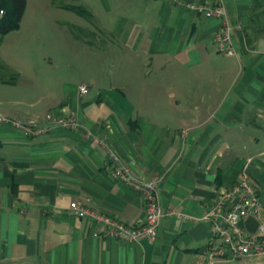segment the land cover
I'll list each match as a JSON object with an SVG mask.
<instances>
[{"label":"crops","instance_id":"crops-1","mask_svg":"<svg viewBox=\"0 0 264 264\" xmlns=\"http://www.w3.org/2000/svg\"><path fill=\"white\" fill-rule=\"evenodd\" d=\"M41 1L56 41L74 49V34L87 36L90 71L77 85L29 77L23 99L12 91L23 71L0 56V74L10 69L0 75V264H208L200 216L244 168L257 188L264 179V0L224 1L232 57L211 41L218 21L185 7L211 0ZM60 111L81 128H50L44 115ZM13 120L48 128L25 136ZM98 139L144 179L163 174L159 203L174 214L154 239L99 237L68 207L132 226L143 218L142 197L110 176Z\"/></svg>","mask_w":264,"mask_h":264},{"label":"built area","instance_id":"built-area-1","mask_svg":"<svg viewBox=\"0 0 264 264\" xmlns=\"http://www.w3.org/2000/svg\"><path fill=\"white\" fill-rule=\"evenodd\" d=\"M225 0H211L210 3L187 2L185 7L189 12L200 14L203 19L213 18L218 21L220 27L213 34L212 42L215 50L227 56L235 55L232 44L231 24L224 8ZM0 10V14H1ZM79 93H85L87 88L84 84L78 86ZM2 121H7L3 117ZM44 120L50 128L56 127L63 131L81 128L73 114L46 113ZM14 127L22 130L25 136L40 135L47 131L48 126H37L19 120L11 122ZM186 133V130H184ZM86 136H92L89 131L84 132ZM98 144L105 151V159L110 176L118 183L129 187L142 197L145 213L137 225L132 226L121 222L113 215H105L101 212H93L78 202H70L68 207L78 213L79 217H89L95 225L100 227L97 235L102 238L119 239L128 243H136L140 239H154L160 221L167 215H173L171 210L163 209L159 203L158 190L161 186L163 174L144 179L132 170L127 163L116 153L103 139H98ZM261 192L249 180L245 168L238 173L233 184L216 192L212 204L200 216V221L206 223L209 232V241L206 247L208 264L228 263L231 261H242L247 258L264 255V223L260 219Z\"/></svg>","mask_w":264,"mask_h":264},{"label":"rangeland","instance_id":"rangeland-1","mask_svg":"<svg viewBox=\"0 0 264 264\" xmlns=\"http://www.w3.org/2000/svg\"><path fill=\"white\" fill-rule=\"evenodd\" d=\"M40 1L25 0L26 6L22 12L19 33H11L10 31L9 35H5L0 41L1 59L6 60L4 62H8V64L6 63L8 66L11 67L14 65L24 73L20 78H17V87L12 89L17 96L21 95L20 97L23 99L22 94H24L28 86L25 82L27 81L29 83V80L31 81L29 77L35 76L36 78L37 74L43 77V75L48 73V75L59 76L62 80H69L77 85L80 81L79 79L82 80L85 76H89L88 73L90 71L88 67L89 55L85 46V43L87 44L85 42L87 36L83 33L76 32L74 34V49H69V46L64 43V40L60 41L58 39L56 41V30H53L50 26L52 25L49 23L50 18L46 21L43 15L40 16V4L43 3ZM52 18L56 19L57 17ZM70 18L80 20L81 22L83 20V18L80 19L77 16ZM44 25L47 27V30L43 28ZM14 40L20 42V45L24 44L22 48L26 46V49L23 48L22 50L19 48L13 54L10 43ZM49 60L52 61L51 65L48 64ZM53 64L55 67H53ZM5 67L1 71V77H6L8 72L10 73V69L7 67L9 71H5ZM255 179L263 202L259 217L264 223V179H261V177H256ZM226 264H264V255L255 256L254 258L249 257L242 261L235 260Z\"/></svg>","mask_w":264,"mask_h":264},{"label":"trees","instance_id":"trees-1","mask_svg":"<svg viewBox=\"0 0 264 264\" xmlns=\"http://www.w3.org/2000/svg\"><path fill=\"white\" fill-rule=\"evenodd\" d=\"M25 0H0V41L4 35H8L10 31L16 30L21 21L23 9L25 8ZM73 12L81 15L85 11L80 7H68Z\"/></svg>","mask_w":264,"mask_h":264}]
</instances>
